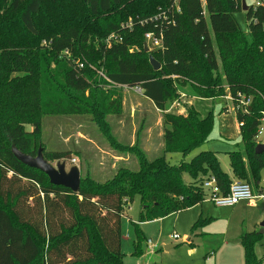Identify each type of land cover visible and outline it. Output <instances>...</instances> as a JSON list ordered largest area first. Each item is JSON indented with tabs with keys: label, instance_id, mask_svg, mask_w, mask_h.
Listing matches in <instances>:
<instances>
[{
	"label": "trees",
	"instance_id": "trees-1",
	"mask_svg": "<svg viewBox=\"0 0 264 264\" xmlns=\"http://www.w3.org/2000/svg\"><path fill=\"white\" fill-rule=\"evenodd\" d=\"M45 1L0 0L2 16L13 17L0 25V264H125L121 252L125 202L139 198V221L129 223L136 227L131 255L140 257L138 225L203 203L207 194L202 182L208 176L215 177L223 195L233 179L245 182L251 176L259 188L264 152L255 153V134L264 110V8L245 12L248 28L241 32L234 16L242 12L241 0H205L206 17L201 0H180L181 15L169 17L174 25L163 24L162 49L149 54L161 65L154 71L143 52V34L152 26L137 21L152 17L158 7L167 9L171 0H82L86 27L73 26L75 18L60 5L46 24L52 32H41L36 18ZM115 9L117 14L110 16ZM128 17L134 20L131 31L121 29ZM111 34H119L122 41L108 48L103 41ZM41 39L48 47L37 52L36 40ZM136 45L140 52L131 53ZM40 55L48 56L54 69L42 68L37 77ZM83 56L86 62L80 60L79 68L75 60ZM144 62L148 64L143 70ZM97 71L115 85L139 86L161 112L179 99L172 81L163 76L173 77L182 87L190 85L193 96L201 99L223 98L226 91L251 96L249 112L236 114L243 123L239 128L243 152L228 153L232 175L221 169L211 151L171 165L164 156L148 160L134 145L127 150L135 155L136 171L119 168L102 183L87 174L73 194L20 163L12 146L36 155L41 116L90 115L106 129L100 119L118 113L122 97ZM55 75L60 78L58 87L52 83ZM163 124L165 153L184 157L207 142L212 128L210 116L202 118L193 106L185 114L163 113ZM26 125L32 130L26 131ZM43 156L60 161L69 155L54 151ZM183 174L192 182L185 183ZM239 239L244 264H261L254 253L261 234L243 233Z\"/></svg>",
	"mask_w": 264,
	"mask_h": 264
},
{
	"label": "rangeland",
	"instance_id": "rangeland-1",
	"mask_svg": "<svg viewBox=\"0 0 264 264\" xmlns=\"http://www.w3.org/2000/svg\"><path fill=\"white\" fill-rule=\"evenodd\" d=\"M123 1L133 3L132 0ZM245 2L247 6L250 4V0ZM60 5L71 14L70 17L75 18L73 26L86 27L88 25L82 0H46L42 12L36 18L38 30L52 32L46 24L50 19L49 16ZM116 11V9L113 10L110 16H113ZM234 16L239 30L246 32L248 27L245 12H237ZM12 19V16H2V11H0V25ZM129 19L132 18L128 17L126 21L128 22ZM36 41L38 46L34 47L35 51H46L47 41L45 39ZM130 51L131 53L140 52L138 45L132 47ZM151 53L152 51H149L146 54ZM85 59L84 56L78 57L75 62L80 60L86 62ZM37 63V77L41 76L42 68L54 69V65L46 55H40ZM146 63H143L141 69H146ZM163 78L172 81L171 86L179 95L177 101L166 104L164 112L156 109L142 93L135 92L132 87H121L111 89L120 92L122 97L120 111L100 119L102 123H105L106 129L97 124L96 117L90 115L41 116L38 147H42L43 152L46 153L56 151L69 155L65 160H47L49 164L55 167L58 162H65L67 170L73 166L78 167L82 179L89 174L95 182L102 183L111 178L119 168L135 171L138 169L135 155L127 150L136 145L148 160L164 156L171 165H177L182 161L188 162L201 151H211L216 153L221 169L230 174L227 154L236 151L243 152L238 121L232 103L221 97L214 100L195 97L190 85L182 87L178 82H174L173 77L163 76ZM51 79L53 86L58 87L60 83L58 75ZM190 106H193L202 118L210 116L212 128L207 142L185 157L181 154L165 153L163 138L167 127L163 124V113L185 114ZM25 129L26 131L32 130L30 125H26ZM260 141L264 143V137ZM183 180L185 183L192 182L187 174H183ZM262 180H264V169L260 171V182ZM233 181L244 182L239 179ZM245 183L250 185L254 195L259 194L251 176ZM139 211L138 197H135L130 204L124 203L125 217H132L136 225L139 221ZM199 213L198 210L194 212L185 210L161 219L160 223L152 221L138 225L141 232L139 247L143 252L140 257L131 255L136 242V227L129 225L127 220L130 218H125L122 220L121 241L124 263L244 264L243 248L239 238L243 233L260 231L259 224L264 219V199L257 197L253 200V205L243 201L231 208H217L210 204H203L201 217ZM195 224H197L196 228L192 230ZM174 234L178 235V239L172 238ZM261 236V241L254 247V253L261 259V264H264V233ZM187 238H189L188 242H186ZM165 245L174 247L165 250Z\"/></svg>",
	"mask_w": 264,
	"mask_h": 264
},
{
	"label": "built area",
	"instance_id": "built-area-1",
	"mask_svg": "<svg viewBox=\"0 0 264 264\" xmlns=\"http://www.w3.org/2000/svg\"><path fill=\"white\" fill-rule=\"evenodd\" d=\"M172 3L167 9L159 8L157 13L152 17H148L143 20H138L137 22L140 25H150L152 28L146 31L143 34L144 44L147 45L149 51H158L163 47V27L164 23L166 24H173L174 20H170L169 17L172 14L181 15V7H180V0H171ZM241 0V4H242ZM246 1V0H245ZM202 5V16L206 17V6L205 0H201ZM253 11L257 8L262 7L264 8V0H250V4L248 5ZM134 25V20L129 19L128 22L121 24L122 30L131 31ZM122 37L119 34H111L103 41L106 47H111L113 44L121 43ZM76 65L79 68L83 67V63L80 61L76 62ZM99 77L108 84L110 88H126L130 86H121L115 85L112 83L101 71H97ZM132 89L137 93H142V89L139 86H134ZM225 100L229 101L233 105V110L235 115L237 113L247 114L249 112V107L252 103V97L245 95L241 92H238L235 96H232L228 91H226V96L223 97ZM243 125L242 122H238V128ZM264 137V110L260 112L258 121H257V128L255 134V140L257 144H264L260 141V139ZM260 185H263L260 187ZM202 188L206 192V198L204 201L211 203L213 206L218 208H231L237 205L240 202H250L256 199L257 197L260 199H264V180L259 183L258 192L259 194L254 195L251 187L248 183L242 181H233L230 184L228 193L222 194L220 187L217 184V181L214 176H208L202 182ZM173 239H178V235H172Z\"/></svg>",
	"mask_w": 264,
	"mask_h": 264
},
{
	"label": "water",
	"instance_id": "water-1",
	"mask_svg": "<svg viewBox=\"0 0 264 264\" xmlns=\"http://www.w3.org/2000/svg\"><path fill=\"white\" fill-rule=\"evenodd\" d=\"M249 10V6L246 5L245 0L242 1V11L247 12ZM144 52L149 53V49L146 44H143ZM149 63L154 71H159L161 65L158 61H156L152 55H149ZM264 152V144H258L255 147V153L261 154ZM13 156L23 165L36 169L47 176L49 183L54 186L64 187L70 190L73 194L78 193L80 187L81 173L78 167L73 166L66 169L65 162H58L55 167L49 164L47 160H45L43 156V149L39 147L35 156H30L22 153L17 148L12 146ZM260 226V234L264 232V219L259 224ZM174 246H166L165 250L169 248H173Z\"/></svg>",
	"mask_w": 264,
	"mask_h": 264
},
{
	"label": "crops",
	"instance_id": "crops-1",
	"mask_svg": "<svg viewBox=\"0 0 264 264\" xmlns=\"http://www.w3.org/2000/svg\"><path fill=\"white\" fill-rule=\"evenodd\" d=\"M149 101V100H148ZM151 102V101H150ZM152 103V102H151ZM228 155V154H227ZM218 159V158H217ZM229 159V158H228ZM229 169H230V165H229ZM230 171H231V169H230ZM225 172V171H224ZM226 173V172H225ZM228 175H232V173L230 172V174H228ZM234 180V179H233ZM249 203V205H253V201H250V202H248ZM203 204H210V205H212L211 203H208V202H206V201H204L203 203H201V204H199V205H195V206H193L192 208H189V209H187L186 211H188V210H190V212H194V211H200V213H199V216L201 217L202 216V214H203ZM239 204V203H238ZM213 206V205H212ZM215 207V206H214ZM218 208V207H217ZM130 211V210H129ZM124 216H126V215H124ZM126 217H123V220L125 219ZM127 218H130V217H128L127 216ZM126 218V219H127ZM132 218V217H131ZM130 218V219H131ZM131 221L133 222V220L131 219ZM127 222L129 223V219L127 220ZM154 222H156V223H160L161 222V219H159V220H155ZM145 224H147V223H145ZM129 225H130V223H129ZM188 240H189V238H187V240H186V242H188ZM170 247V246H172V245H165L164 247ZM211 254V253H210Z\"/></svg>",
	"mask_w": 264,
	"mask_h": 264
}]
</instances>
